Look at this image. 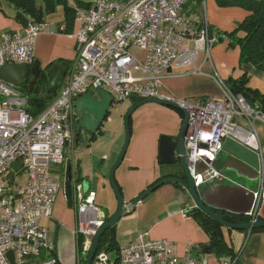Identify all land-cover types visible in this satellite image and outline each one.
I'll return each instance as SVG.
<instances>
[{
	"label": "built area",
	"instance_id": "obj_1",
	"mask_svg": "<svg viewBox=\"0 0 264 264\" xmlns=\"http://www.w3.org/2000/svg\"><path fill=\"white\" fill-rule=\"evenodd\" d=\"M184 2L94 0L90 7H79L75 15L77 28L72 34L75 58L56 96L37 115L26 111L25 94L0 80V264H59L47 241V229L39 220L52 216L60 188V178L52 166L65 159V146L73 142L74 101L88 90L95 94L105 89L115 101L159 98L186 110L190 122L184 138L185 157L196 186L217 179L236 184L216 165L228 139L254 151L259 159L258 184L245 216L249 222L260 217L264 153L254 121L264 122V111L248 105L243 96L233 95L217 73L212 78L219 83V97L172 99L161 90L163 79L170 75L168 69L173 67L191 66L192 73L204 74L194 63L199 52L209 57L216 41L207 36L206 15L201 19L195 14L179 13ZM48 30L45 23L29 18L22 29L2 32L0 66L30 65L37 36ZM60 30L64 32V24ZM131 47L143 50V59L134 57L129 52ZM16 160L22 161V167L7 180ZM21 171L25 181L13 185L11 181L17 180ZM93 197V192L83 191L81 183L73 184L71 204L79 216L75 232L83 238V253L103 219ZM93 214L100 215L99 219ZM248 235L249 231L243 245ZM9 251L13 252V263ZM92 264H111L109 254L97 252ZM116 264L210 263L206 257L179 259L167 239L140 237L118 248ZM219 264H237V255L220 259Z\"/></svg>",
	"mask_w": 264,
	"mask_h": 264
},
{
	"label": "crops",
	"instance_id": "obj_2",
	"mask_svg": "<svg viewBox=\"0 0 264 264\" xmlns=\"http://www.w3.org/2000/svg\"><path fill=\"white\" fill-rule=\"evenodd\" d=\"M93 2L94 0H66L68 10L59 3L54 10L43 11L42 22L49 30L37 36L33 59L39 62L42 70L55 62H67L69 65L73 62L75 38L72 34L77 28L76 10L79 7H90ZM37 5L43 10V1L37 0ZM184 10L187 13L193 12L201 19L206 15L211 31L218 34V41L212 45L209 57L205 52H199L194 63V66L200 67L204 74L192 73L191 66L173 67L168 71L170 75L163 79L161 90L175 99L218 96L221 90L219 83L212 78L214 73L223 80L231 77L238 78L245 73L249 78L248 87L264 94V74L252 64L240 65L239 48H229L228 38L219 41V33L231 31L236 23L247 16L248 11L237 6L220 7L215 0H189ZM16 12L15 6L9 0H0V34L22 29L23 25L16 20ZM61 24L65 25L64 32L60 30ZM31 64L27 65L28 69ZM27 75L30 76L29 72ZM128 100L129 103L120 104V112L125 113L135 101L133 98ZM124 115L120 114V117L112 118V114L108 113L104 124L92 140L83 139L75 141L73 146L68 145L69 147L65 149L64 161L56 166L57 168H52L54 174L61 176V187L53 204L52 216L40 219L39 224L44 226L47 232L48 226L52 227V237L48 242L53 247L54 256L59 264H77L78 260L77 255H73L77 243L74 234L76 214L73 205L68 204L63 188L66 165L71 164L72 171L80 179L82 186V182L87 180V191H94L95 205L99 209L100 206L105 205L109 212L102 211L106 217L111 216L116 210L117 203L113 199L114 192L108 175L121 149L119 140L124 130ZM113 119L115 121L110 124ZM181 120V111L156 103H145L132 113L129 144L115 171V181L125 204L130 205L150 184L160 178L168 175H182L178 162L164 165L158 162L159 137L164 134L176 139ZM254 124L264 153V122L255 120ZM233 143L228 139L226 145ZM69 151H72L71 156L68 154ZM226 158L227 154L223 152L216 165L221 168ZM228 176L241 184L244 183V180L237 179L231 172H228ZM221 184L228 185L225 182H207L200 186L199 190H213ZM256 187H250V189H256ZM100 191L103 196L100 195ZM193 207L194 202L184 188L170 182L163 183L136 205L131 206L130 212L121 216L113 229L116 247L126 246L140 237L163 238L171 243L173 253L179 259L191 258V250L194 247L200 254L209 243L210 237L197 220L188 213ZM219 231L224 241L237 253V264H264L263 227L236 233L232 237L231 244L225 238L224 229L219 227ZM248 231V238L243 245ZM231 234L229 233L230 239ZM113 253L114 251L111 252ZM201 257H206L210 264H219L220 259L223 258L216 257L212 252L201 254ZM113 261L110 259L111 264Z\"/></svg>",
	"mask_w": 264,
	"mask_h": 264
},
{
	"label": "water",
	"instance_id": "obj_3",
	"mask_svg": "<svg viewBox=\"0 0 264 264\" xmlns=\"http://www.w3.org/2000/svg\"><path fill=\"white\" fill-rule=\"evenodd\" d=\"M69 69L67 62L53 63L45 69V76L48 82V94L57 92L59 87L65 80ZM170 69H168L169 71ZM29 72L30 78L27 81L29 93H38L39 85L37 80L43 73L38 61L34 60L30 66V69L26 65L18 64H5L0 66V79L15 86H22L26 83L27 73ZM115 102L114 97L105 89H98L95 94L90 90L80 96L74 101V113L76 123L74 125L75 138L79 140L81 134L86 133L89 136H94L101 128L103 121L106 119L110 107ZM145 103H156L167 107H172L182 112L181 125L177 134V138L174 139L170 135H161L159 137L158 148V162L161 165L179 163L182 175L181 177L168 176L159 179L152 186L144 190L138 197L133 200V204H137L143 198H145L150 192L155 190L163 183H177L183 186L189 196L194 202V207L190 210H199L206 216L214 220L220 227H227L234 230H252L255 228H264V200L261 206L260 218L253 222L246 223H233L224 219L216 209H220L226 212L245 215L250 211L253 204V194L249 191L247 181L258 180V161L257 155L250 151L247 147L233 143L224 147V152L227 154V158L223 163L222 172H231L237 179L244 180L241 184L238 181L235 185H218L213 190L200 191L194 185L192 178L190 177L186 162H185V149L184 138L187 134L189 127V115L186 110L181 109L175 102L165 101L159 98H145L133 103L126 111L124 115V142L120 149V152L112 164L109 171L110 186L115 194L117 200V207L113 215L98 229L96 234L92 238L91 246L88 251L84 264H91L97 251L98 242L102 233L108 228L114 226L119 220L121 215L125 211V202L119 190V187L115 181V171L121 163L127 146L130 140V125L129 119L132 113L141 105ZM22 163L20 160L11 164V171L6 178L12 176L13 171H17L21 168ZM71 179L72 168L71 164L67 163L64 175V195L69 205H71ZM258 183V182H257ZM84 190L87 189V180L83 181ZM253 188V187H252ZM255 188V187H254ZM215 239H219V235L216 231H213ZM211 253L210 247H205L198 254V250L194 247L191 250V258L199 260L201 254ZM7 255L12 260V252L9 251Z\"/></svg>",
	"mask_w": 264,
	"mask_h": 264
},
{
	"label": "trees",
	"instance_id": "obj_4",
	"mask_svg": "<svg viewBox=\"0 0 264 264\" xmlns=\"http://www.w3.org/2000/svg\"><path fill=\"white\" fill-rule=\"evenodd\" d=\"M41 1L44 2L43 10L37 5V0H9V2L12 3L16 8V20L23 26L26 25L29 18H32L33 21L41 22L44 14L43 11L50 12L54 10L55 6L59 3L63 4L65 6V9L68 10V7L66 6V0ZM215 2L220 7L237 6L248 11L247 16L242 21L236 23V26L231 31H225L219 34V41L228 38L229 48H239V64H252L257 70L264 74V0H215ZM209 29L211 30L210 26ZM248 79L249 78L247 74L244 73L238 78H228L224 80V83L232 93L240 94L241 96H243L248 105H250L251 107H257L264 111V94L260 93L256 89L248 87ZM39 92L33 95L27 93L28 106L26 111L32 115H37L39 112H41L45 108L48 100L54 97L56 94V92L53 94H48L46 91V94L39 96ZM139 100L141 99L135 98L134 103ZM154 183L150 184L148 187L152 186ZM175 185L182 188V186L177 183H175ZM188 213L197 220L199 225L209 235L210 241L206 245V247H210L211 252L216 257H234V255L237 254L233 251L232 247L228 245L222 238V235L219 231V224H217L214 220H212L199 210H193L192 212ZM219 213L224 219L233 223L248 222V217L244 215L228 212ZM109 217L110 216L105 217V221H107ZM114 227L115 225L108 228L102 233L97 247L98 252L101 250L106 252L114 251L116 256L112 264H116L118 251V247H116V243L114 241ZM213 231H216L218 233V240L215 239ZM80 236L77 240L78 251L79 249H81L82 237ZM52 255H55L54 251H52ZM82 261L84 262L85 259H82Z\"/></svg>",
	"mask_w": 264,
	"mask_h": 264
},
{
	"label": "rangeland",
	"instance_id": "obj_5",
	"mask_svg": "<svg viewBox=\"0 0 264 264\" xmlns=\"http://www.w3.org/2000/svg\"><path fill=\"white\" fill-rule=\"evenodd\" d=\"M36 22V21H35ZM42 22V21H41ZM37 23H40V22H37ZM62 25V24H61ZM129 52L134 56V57H137V58H143V56H144V51L143 50H141V49H139V48H137V47H131L130 49H129ZM3 66V65H2ZM29 78H30V76H28L27 78H26V84H25V86H15V85H13V86H15L16 88H18L23 94H25L26 96H27V93H29V91H28V86H27V81L29 80ZM1 80V79H0ZM3 81V80H2ZM37 84L38 85H40V87H39V95L41 94V95H44V94H46V91H47V89H48V82H47V79H46V76H45V70H43V73H41V76L39 77V79L37 80ZM12 85V84H11ZM60 88V87H59ZM23 91H25V92H23ZM58 91V90H57ZM29 94H34V93H29ZM37 94V93H36ZM55 97V96H54ZM54 97H52L51 99H49L48 100V102H47V104H46V106L51 102V100L54 98ZM207 97H209V96H207ZM205 98V97H204ZM133 99H135L134 97H133ZM139 99V98H138ZM141 99V98H140ZM122 102H125V103H129V100L128 99H126V100H124V101H116V102H113V104H112V108L110 109V112H109V115L110 114H112V118H117V117H120V114H125L126 113V111H125V113H122V112H120V104L122 103ZM132 105V104H131ZM130 105V106H131ZM45 106V107H46ZM115 121V119H113L112 120V122L110 123V124H113V122ZM104 122L105 121H103V123L102 124H104ZM96 136V135H95ZM74 137H75V130H74V118H73V134H72V140L74 141ZM119 142H121V147H122V145H123V142H124V130H123V132H122V135H121V138H120V140H119ZM234 143H238V142H235V141H233ZM227 143V141L225 142V144ZM240 144V143H239ZM71 146V145H70ZM66 147H69L68 146V144L65 146V149H66ZM85 147V146H84ZM184 149H185V145H184ZM251 151V150H250ZM88 152V151H87ZM223 152H224V149H223V151L221 152V154L219 155V157L220 156H222V154H223ZM252 152H254V151H252ZM225 153V152H224ZM255 153V152H254ZM69 156H71L72 155V151L70 152L69 151ZM73 154H75V153H73ZM256 154V153H255ZM257 155V154H256ZM257 159H258V155H257ZM16 161H18V160H16ZM21 161V160H20ZM258 161V160H257ZM15 162V161H14ZM185 162H186V166H187V161H186V157H185ZM13 163V162H12ZM21 163H22V161H21ZM56 166H59V165H53L52 166V168L53 167H56ZM258 166H259V162H258ZM57 168V167H56ZM219 170L221 171V173L222 174H224V175H226L227 177H229L228 176V172H222V167L220 168V166H219ZM22 173H23V171H21V173L20 174H18L17 176H16V178H17V180H12L11 182H12V184L13 185H15V184H17V185H19V184H21L22 182H24L25 181V175H22ZM189 173V172H188ZM227 173V174H226ZM190 175V174H189ZM174 177H179V176H174ZM181 177V176H180ZM191 177V176H190ZM230 179H234V178H232V177H229ZM193 180V179H192ZM235 180V179H234ZM194 182V181H193ZM207 182H225V183H227V184H229L230 182H228V180L227 179H217V180H215V181H207ZM207 182H205V183H207ZM258 182V180H254V181H247V184H248V187H256L257 186V183ZM204 183V184H205ZM175 184V183H174ZM232 184H234V183H231L230 185H232ZM180 185V184H179ZM195 185V184H194ZM182 186V185H181ZM196 186V185H195ZM200 186H203V184L202 185H200ZM200 186H196V188L199 190V188H200ZM182 188H183V186H182ZM250 190V192H252L254 189H249ZM86 191H87V189H86ZM252 194H253V192H252ZM98 195H99V193H98ZM100 195L101 196H103V194H102V192L100 191ZM113 195V199H114V201H115V203H117V200H116V197H115V195H114V193L112 194ZM75 210V209H74ZM100 210L102 211V210H104L105 212H109V210L108 209H106V207H105V205H103V206H100ZM104 211H102V213H103V215H102V224H101V226L105 223V217H106V215L104 214ZM76 214V213H75ZM96 218H98L99 219V217H100V215H96V214H93ZM245 216V215H244ZM78 219H79V216H78V214H76V223H77V221H78ZM248 222H249V219H248ZM222 229H224V231H225V238H226V240H228L229 242H230V244H231V242H232V237H233V235H235L236 233H242V232H244L245 230H234V229H229V228H227V227H225V226H223L222 227ZM52 227H50V226H48V232H47V241H50L51 239H50V237H52ZM229 233H232L231 235V239H230V237H229ZM74 234H75V237H76V241L78 240V238H79V236H80V234L79 233H77V232H74ZM80 237H82V236H80ZM92 238L93 237H91L90 239H91V242H92ZM82 240H83V238H82ZM49 243V242H48ZM81 243H82V241H81ZM90 246H91V244H90ZM90 246H88V248L86 249L87 251V253L85 252V253H83V251H82V248L81 249H79V251H78V246H77V243H76V248H75V253L73 252V255L74 256H76V258L78 259L77 260V264H82V263H84L83 261H82V259L84 260V259H86V257H87V254H88V251H89V249H90ZM98 251H96V253H97ZM96 253H95V255H96ZM107 253L111 256L110 257V259H111V261H113L114 260V257L116 256L114 253L113 254H111V252H108L107 251ZM12 256H13V252H12ZM93 259H95V256H94V258ZM12 260H13V257H12ZM93 261V260H92Z\"/></svg>",
	"mask_w": 264,
	"mask_h": 264
},
{
	"label": "bare ground",
	"instance_id": "obj_6",
	"mask_svg": "<svg viewBox=\"0 0 264 264\" xmlns=\"http://www.w3.org/2000/svg\"><path fill=\"white\" fill-rule=\"evenodd\" d=\"M189 0H185V2L181 5V7H180V9H179V13L180 14H184L185 16H188V15H190V14H194L193 12L192 13H187L185 10H184V6L186 5V3L188 2ZM196 15V14H195ZM206 28H207V36L208 37H215L216 38V41L213 43V44H215L217 41H218V34H216V33H213V31H211L210 29H209V24L208 23H206ZM223 80V79H222ZM223 83H224V80H223ZM224 85H225V83H224ZM226 86V85H225ZM230 91V90H229ZM231 92V91H230ZM232 93V92H231ZM233 95H240V94H234V93H232ZM55 96H56V94H55ZM171 97V96H170ZM211 97H219V95L218 96H211ZM130 98H132V97H130ZM149 98H153V97H149ZM172 99H175V97H171ZM127 99H129V98H127ZM143 99H145V98H143ZM124 100H126V99H124ZM124 100H121V101H124ZM46 108V107H45ZM44 108V109H45ZM188 113V112H187ZM258 120V119H257ZM255 122V121H254ZM75 123H76V120H74V125H75ZM75 130V129H74ZM97 135V134H96ZM95 136V135H94ZM76 140V138L74 137V141ZM74 141L71 143V144H68V145H71V146H73V144H74ZM79 140H76V142H78ZM224 147H225V144H224ZM22 167V166H21ZM21 169V168H20ZM19 169V170H20ZM19 170H17V171H13V173L14 172H19ZM10 172V171H9ZM8 172V173H9ZM8 173H7V175H8ZM6 175V176H7ZM57 175V174H56ZM65 175V174H64ZM64 175H63V178H64ZM12 176H13V174H12ZM12 176H10L9 178H6L7 180L8 179H10ZM58 176V175H57ZM59 178H60V187H61V176H58ZM80 180V179H79ZM78 180V177H76V175H75V172L74 171H72V179H71V199H72V189H73V184L74 183H80V181ZM232 180H234V179H232ZM83 183V182H82ZM231 183H229L228 185H230ZM84 186V185H83ZM63 188H64V182H63ZM59 190H60V188H59ZM83 191L85 192V193H87V192H89V191H85L84 189H83ZM91 191V190H90ZM250 191V190H249ZM59 192V191H58ZM91 192H93L94 193V191H91ZM58 194V193H57ZM263 200H264V198H263ZM133 202V201H132ZM131 202V204L130 205H127V204H125L124 205V207H125V211H124V213H128V212H130L131 211V206H133V205H136V204H133ZM215 211H217L218 213L219 212H223V210H220V209H216ZM115 212V211H114ZM123 213V214H124ZM122 214V215H123ZM220 214V213H219ZM113 215V214H112ZM111 215V216H112ZM121 215V216H122ZM110 216V217H111ZM109 217V218H110ZM121 218V217H120ZM119 218V219H120ZM260 218V217H259ZM258 218V219H259ZM119 221V220H118ZM117 221V222H118ZM106 222V221H105ZM117 222H116V224H117ZM115 224V225H116ZM98 231V230H97ZM250 231V230H249ZM96 234V233H95ZM202 258V257H201ZM200 258V259H201ZM224 258V257H223ZM223 258H221V259H223ZM234 258V257H233ZM199 259V260H200ZM92 264V263H91Z\"/></svg>",
	"mask_w": 264,
	"mask_h": 264
},
{
	"label": "flooded vegetation",
	"instance_id": "obj_7",
	"mask_svg": "<svg viewBox=\"0 0 264 264\" xmlns=\"http://www.w3.org/2000/svg\"><path fill=\"white\" fill-rule=\"evenodd\" d=\"M25 84H26V83H24L23 86H25ZM93 137H94V136H89L88 134L83 133V134H81V136H80V138H79V141H80V140H83V139H85V140H92ZM75 141H76V140H75ZM75 141H74V142H75Z\"/></svg>",
	"mask_w": 264,
	"mask_h": 264
}]
</instances>
